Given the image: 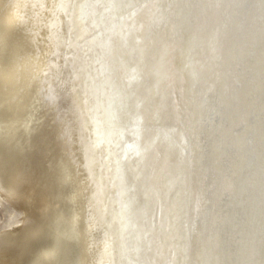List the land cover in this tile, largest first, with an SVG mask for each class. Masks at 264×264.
<instances>
[{"label": "bare ground", "instance_id": "1", "mask_svg": "<svg viewBox=\"0 0 264 264\" xmlns=\"http://www.w3.org/2000/svg\"><path fill=\"white\" fill-rule=\"evenodd\" d=\"M0 264H264V0H0Z\"/></svg>", "mask_w": 264, "mask_h": 264}]
</instances>
